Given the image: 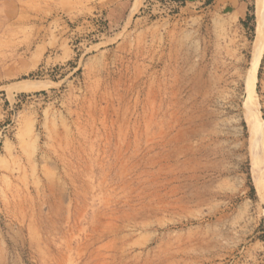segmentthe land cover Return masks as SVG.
Wrapping results in <instances>:
<instances>
[{
  "label": "rangeland",
  "instance_id": "rangeland-1",
  "mask_svg": "<svg viewBox=\"0 0 264 264\" xmlns=\"http://www.w3.org/2000/svg\"><path fill=\"white\" fill-rule=\"evenodd\" d=\"M242 1L0 0V264H264Z\"/></svg>",
  "mask_w": 264,
  "mask_h": 264
},
{
  "label": "bare ground",
  "instance_id": "bare-ground-1",
  "mask_svg": "<svg viewBox=\"0 0 264 264\" xmlns=\"http://www.w3.org/2000/svg\"><path fill=\"white\" fill-rule=\"evenodd\" d=\"M255 38L251 47L250 65L245 76L246 92L242 98V116L248 125L251 143H260L262 160L258 156L251 155V170L253 176H259L264 182V134L257 117L256 100L254 95V82L256 79V70L262 52L264 50V0H255ZM35 87V83L22 82L16 84V90H28ZM258 173V174H257Z\"/></svg>",
  "mask_w": 264,
  "mask_h": 264
},
{
  "label": "crops",
  "instance_id": "crops-1",
  "mask_svg": "<svg viewBox=\"0 0 264 264\" xmlns=\"http://www.w3.org/2000/svg\"><path fill=\"white\" fill-rule=\"evenodd\" d=\"M216 3L218 2L219 4L222 5L224 9H234L236 10L237 13L243 12L245 9V5L242 0H215Z\"/></svg>",
  "mask_w": 264,
  "mask_h": 264
}]
</instances>
